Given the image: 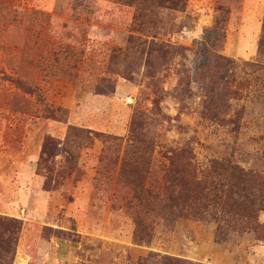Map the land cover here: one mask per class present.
<instances>
[{
    "label": "rangeland",
    "instance_id": "1",
    "mask_svg": "<svg viewBox=\"0 0 264 264\" xmlns=\"http://www.w3.org/2000/svg\"><path fill=\"white\" fill-rule=\"evenodd\" d=\"M263 30L264 0H0V264H264ZM223 164L249 224L206 203Z\"/></svg>",
    "mask_w": 264,
    "mask_h": 264
},
{
    "label": "trees",
    "instance_id": "2",
    "mask_svg": "<svg viewBox=\"0 0 264 264\" xmlns=\"http://www.w3.org/2000/svg\"><path fill=\"white\" fill-rule=\"evenodd\" d=\"M170 2V5L172 4L173 7H177L182 9V7L184 6V1L185 0H168ZM170 7V6H169ZM223 23V17H219L216 19L214 26H212V28L207 29L206 32H208L207 34H212L215 37V40H221L224 37V33H223V27L224 24ZM264 38V30H263V37ZM263 43V41H262ZM263 45V44H262ZM21 83V82H18ZM25 87V86H24ZM26 88V87H25ZM26 89H30V88H26ZM86 132V130H82L79 128H75V127H71L70 128V135L74 134V135H79L81 137L84 136L83 139L86 140V135H84V133ZM87 132H91V130H87ZM113 139L117 140L119 137H112ZM130 139V138H128ZM133 141V139H132ZM58 144H65V142L63 141H56L51 137H47L45 138L44 142H43V146H42V153L43 155L47 158H51L54 157L58 150H57V145ZM63 149V148H62ZM66 152L65 154V162L67 166H72V163L74 162L75 159V155L73 152H70V150H63ZM43 161V158L40 159L39 162ZM183 169L189 174L192 175L194 173H192L194 170V167L191 165V163H184L183 162ZM193 169V170H192ZM219 174H226V178H228V180L235 178L236 181L235 183H237L238 185H236V188L238 190H235V196L233 195V193L229 192V188L225 189V185L224 187H222V184L219 186H213L215 193H213V195L211 196H204L205 198H207L206 203H208L207 205H215L219 202H221L222 204H220V207L223 208L224 210H226L227 213H231L234 216L236 215L237 217H239L240 219H245V223L249 224L251 223L250 221H252V218L254 217V206L257 204V202L255 201V199L252 196V190L250 188V181L251 179V175H249L246 172H243L242 170H240V168H238V166L234 165V164H223L221 166H219ZM178 174V173H177ZM171 178V176H168L167 179ZM177 176L175 177V180H177ZM173 181V180H172ZM50 184L46 183L45 186L47 188H49ZM192 185L194 186L195 189L198 188H202L203 190V186H202V182L201 181H196V182H192ZM174 186V184H173ZM169 185L166 187L165 192L168 193V191H170V195L175 194L176 196H178V198H180L181 196V190L179 189L176 193V187L175 186V190L173 189L171 191L168 190ZM229 187V186H228ZM240 187V189H239ZM218 191V192H217ZM223 192V194H218ZM151 195H149L151 198H153L152 193H150ZM221 195H223V197H221ZM190 196H192V194H190ZM203 197V199H205ZM224 205H230L233 208L226 209L222 206Z\"/></svg>",
    "mask_w": 264,
    "mask_h": 264
}]
</instances>
